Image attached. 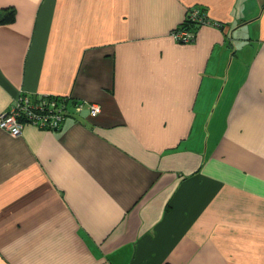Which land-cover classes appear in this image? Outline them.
<instances>
[{
    "label": "crops",
    "instance_id": "0c3cea01",
    "mask_svg": "<svg viewBox=\"0 0 264 264\" xmlns=\"http://www.w3.org/2000/svg\"><path fill=\"white\" fill-rule=\"evenodd\" d=\"M0 264H264V0H0ZM192 7L221 24L191 43ZM98 104L96 117L89 105Z\"/></svg>",
    "mask_w": 264,
    "mask_h": 264
},
{
    "label": "built area",
    "instance_id": "2783aa9c",
    "mask_svg": "<svg viewBox=\"0 0 264 264\" xmlns=\"http://www.w3.org/2000/svg\"><path fill=\"white\" fill-rule=\"evenodd\" d=\"M187 19L199 27L202 25H217L220 23L212 21L201 7H192L187 12ZM173 38L180 43H191L195 41L196 32L182 27L173 30ZM70 97L43 95L37 101L28 95L21 94L14 106L0 115V129L8 131L12 135H19L26 124H33L43 129L60 128L69 114L70 109L80 112L84 104L75 102ZM100 112L98 104L89 105V114L96 117Z\"/></svg>",
    "mask_w": 264,
    "mask_h": 264
},
{
    "label": "trees",
    "instance_id": "16d2710c",
    "mask_svg": "<svg viewBox=\"0 0 264 264\" xmlns=\"http://www.w3.org/2000/svg\"><path fill=\"white\" fill-rule=\"evenodd\" d=\"M16 19V12L13 7L5 8L3 10H0V23H11L14 22ZM182 28L192 30L193 32H196V29L199 27L198 25H195L193 22L189 21V19H186L183 22Z\"/></svg>",
    "mask_w": 264,
    "mask_h": 264
}]
</instances>
